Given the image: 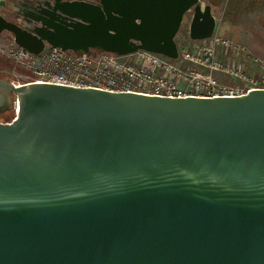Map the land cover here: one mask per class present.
Masks as SVG:
<instances>
[{"label": "water", "instance_id": "1", "mask_svg": "<svg viewBox=\"0 0 264 264\" xmlns=\"http://www.w3.org/2000/svg\"><path fill=\"white\" fill-rule=\"evenodd\" d=\"M0 34L32 53L211 36L202 0H38ZM6 0H0L5 9ZM3 77V76H2ZM0 264H264V88L168 97L0 78ZM3 112V111H2Z\"/></svg>", "mask_w": 264, "mask_h": 264}, {"label": "built area", "instance_id": "2", "mask_svg": "<svg viewBox=\"0 0 264 264\" xmlns=\"http://www.w3.org/2000/svg\"><path fill=\"white\" fill-rule=\"evenodd\" d=\"M177 47L176 58L145 49L77 53L46 46L32 53L9 40L0 54L26 71L18 74L21 82L11 81L16 85L51 83L168 97H234L264 88V62L239 41L213 32L192 46ZM10 112L6 122L16 117L15 109Z\"/></svg>", "mask_w": 264, "mask_h": 264}, {"label": "rangeland", "instance_id": "3", "mask_svg": "<svg viewBox=\"0 0 264 264\" xmlns=\"http://www.w3.org/2000/svg\"><path fill=\"white\" fill-rule=\"evenodd\" d=\"M211 6L216 18L214 32L230 37L245 44L254 56L264 62V0H202ZM0 12H6L0 8ZM191 13H186L182 25L176 35L177 45L192 46L197 40L188 35ZM10 39L7 33L0 34V46ZM26 73L11 60L0 54V76L9 81L21 82L19 73ZM222 81L232 82L228 77L220 76ZM10 110L0 113V122L10 120Z\"/></svg>", "mask_w": 264, "mask_h": 264}, {"label": "flooded vegetation", "instance_id": "4", "mask_svg": "<svg viewBox=\"0 0 264 264\" xmlns=\"http://www.w3.org/2000/svg\"><path fill=\"white\" fill-rule=\"evenodd\" d=\"M6 1H7V5L5 7L6 12L5 14L4 13L3 14L7 19L17 21L19 23H24V20L22 19L23 14L27 13L28 11H32L33 10L32 7H38L39 5L38 0H6ZM0 78L3 77L0 76ZM10 105H11L10 98H8V96L0 94V113L2 111H5L6 110L5 108L9 107Z\"/></svg>", "mask_w": 264, "mask_h": 264}, {"label": "crops", "instance_id": "5", "mask_svg": "<svg viewBox=\"0 0 264 264\" xmlns=\"http://www.w3.org/2000/svg\"><path fill=\"white\" fill-rule=\"evenodd\" d=\"M176 39V38H175ZM176 42H177V39H176ZM220 78V77H219ZM221 79V78H220Z\"/></svg>", "mask_w": 264, "mask_h": 264}, {"label": "trees", "instance_id": "6", "mask_svg": "<svg viewBox=\"0 0 264 264\" xmlns=\"http://www.w3.org/2000/svg\"><path fill=\"white\" fill-rule=\"evenodd\" d=\"M4 121H8V120L6 119V120H4Z\"/></svg>", "mask_w": 264, "mask_h": 264}]
</instances>
